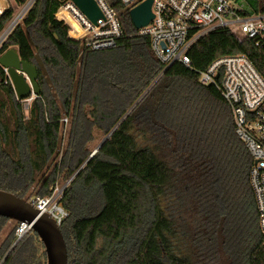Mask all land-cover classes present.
Returning <instances> with one entry per match:
<instances>
[{
	"label": "trees",
	"instance_id": "trees-1",
	"mask_svg": "<svg viewBox=\"0 0 264 264\" xmlns=\"http://www.w3.org/2000/svg\"><path fill=\"white\" fill-rule=\"evenodd\" d=\"M64 1L37 0L0 48V57L17 48L37 67L41 90L26 116L0 65V190L29 201L71 180L61 201L68 264H264L253 159L231 106L198 74L241 54L264 77V47L219 29L193 46L191 68L177 63L163 74L121 0L108 2L124 36L103 51L69 37L56 18ZM240 1L247 15L264 13V0ZM13 17L7 5L0 37ZM116 127L89 159L96 134ZM19 224L0 217V264H46L34 231L17 241Z\"/></svg>",
	"mask_w": 264,
	"mask_h": 264
},
{
	"label": "built area",
	"instance_id": "built-area-1",
	"mask_svg": "<svg viewBox=\"0 0 264 264\" xmlns=\"http://www.w3.org/2000/svg\"><path fill=\"white\" fill-rule=\"evenodd\" d=\"M31 5L37 0H30ZM29 1V2H30ZM102 18L96 24L85 16L72 0H65L56 18L70 27L69 37L81 42L90 51L115 49L124 36L118 12L108 0H94ZM148 0H121L129 11ZM154 19L137 35L148 36L156 58L164 66L163 74L174 64L191 68L189 52L202 37L225 29L240 42L251 41L264 47V13L246 14L245 3L240 0H152ZM240 3L242 5H240ZM30 5V6H31ZM5 70V69H4ZM7 73V71L5 70ZM199 82L215 86L229 103L236 125V134L246 145L253 165L250 184L259 213L260 230L264 237V77L254 63L241 54L226 55L214 60L205 70L199 71ZM8 75V74H7ZM39 96L22 101L29 112ZM66 126L68 118L61 120ZM71 180L54 187L52 194L35 197L30 203L41 213L48 214L61 228L69 212L61 201ZM32 231V226L20 223L17 241Z\"/></svg>",
	"mask_w": 264,
	"mask_h": 264
},
{
	"label": "water",
	"instance_id": "water-1",
	"mask_svg": "<svg viewBox=\"0 0 264 264\" xmlns=\"http://www.w3.org/2000/svg\"><path fill=\"white\" fill-rule=\"evenodd\" d=\"M72 2L94 24L102 18V13L94 0H72ZM152 3V0H148L130 11L137 30L147 27L154 19ZM29 5H31V1L27 4V6ZM6 6L4 0H0V15L3 14ZM0 65L7 71L18 101L22 102L31 98L33 93L40 96L38 69L35 65L22 60L17 48H11L5 52L0 57ZM166 71L168 69L164 73ZM139 102L140 100L131 108L126 117ZM116 129L117 127L102 141L89 159L110 139ZM0 217L32 226V231L38 235L45 248L47 264H68V250L62 229L48 214L41 215L28 200L11 192L0 190Z\"/></svg>",
	"mask_w": 264,
	"mask_h": 264
},
{
	"label": "rangeland",
	"instance_id": "rangeland-1",
	"mask_svg": "<svg viewBox=\"0 0 264 264\" xmlns=\"http://www.w3.org/2000/svg\"><path fill=\"white\" fill-rule=\"evenodd\" d=\"M4 2H5V4L6 5H9V6H11L12 7V9L14 10V17H13V20H12V22L8 25V27L5 29V31L3 32V34L1 35V37H0V39L2 38V36L4 35V33L6 32V30L11 26V24L13 23V21L24 11V9L27 7V4L24 6H22V5H20V4H18V2L16 1V0H4ZM240 5H242L241 3H240ZM33 6V4L31 5V6H29V9L31 8ZM29 9L27 10V12L29 11ZM27 12L22 16V18L20 19V21L17 23V24H19V23H22L23 22V19L25 18V16H26V14H27ZM16 24V25H17ZM16 27V26H15ZM14 27V28H15ZM13 28V29H14ZM13 29H12V31H13ZM11 31V32H12ZM10 32V33H11ZM9 33V34H10ZM9 34H8V36H9ZM8 36L0 43V48L2 47V45H3V43L6 41V39L8 38ZM27 112V111H26ZM26 116H28V112H27V114H26ZM69 120V119H68ZM69 127V123H68V125H66V126H64V129H63V132H62V135H63V145L65 146L66 145V142H67V135H66V130H67V128ZM96 136H97V139L95 140V142L94 143H92L91 144V149L93 150V152L100 146V144L102 143V141L106 138H103L102 136H100V134L99 133H97L96 134ZM61 185H64L63 183H57V186H61ZM55 187H56V185H55ZM14 226H15V224L14 223H8V225H7V228L5 229V231H4V234H3V238H2V240L5 238V237H7V235H8V233L10 232V231H12L13 230V228H14ZM39 245V249H40V253H45V248H44V246H43V244H42V242L40 241V243L38 244ZM46 259V264H47V257L45 258Z\"/></svg>",
	"mask_w": 264,
	"mask_h": 264
},
{
	"label": "bare ground",
	"instance_id": "bare-ground-1",
	"mask_svg": "<svg viewBox=\"0 0 264 264\" xmlns=\"http://www.w3.org/2000/svg\"><path fill=\"white\" fill-rule=\"evenodd\" d=\"M30 6V5H29ZM29 6H27L24 11L13 21V23L11 24V26L6 30V32L4 33V35L2 36V38L0 39V42H2L7 36L8 34L12 31V29L16 26V24L20 21V19L22 18V16L26 13V11L29 9Z\"/></svg>",
	"mask_w": 264,
	"mask_h": 264
}]
</instances>
